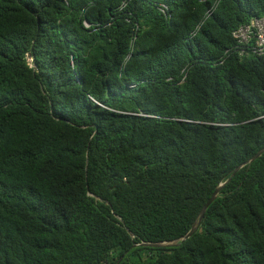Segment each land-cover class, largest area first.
Masks as SVG:
<instances>
[{
    "label": "trees",
    "instance_id": "obj_1",
    "mask_svg": "<svg viewBox=\"0 0 264 264\" xmlns=\"http://www.w3.org/2000/svg\"><path fill=\"white\" fill-rule=\"evenodd\" d=\"M260 16L0 0V264H264V152L231 177L264 148V55L232 36Z\"/></svg>",
    "mask_w": 264,
    "mask_h": 264
},
{
    "label": "built area",
    "instance_id": "obj_2",
    "mask_svg": "<svg viewBox=\"0 0 264 264\" xmlns=\"http://www.w3.org/2000/svg\"><path fill=\"white\" fill-rule=\"evenodd\" d=\"M232 36L241 45L242 54L247 49L256 55H264V16L251 18L241 24L232 32Z\"/></svg>",
    "mask_w": 264,
    "mask_h": 264
},
{
    "label": "water",
    "instance_id": "obj_3",
    "mask_svg": "<svg viewBox=\"0 0 264 264\" xmlns=\"http://www.w3.org/2000/svg\"><path fill=\"white\" fill-rule=\"evenodd\" d=\"M29 57V56H28ZM264 152V148H262L261 150H259L256 154H254L248 161H246L245 163H243L242 165L238 166L235 168V170L233 171V173L231 174V177L243 166L255 161L257 158H259L262 153ZM230 177V178H231ZM230 178L226 181L229 182ZM225 183L221 184L215 191L214 193L211 195V197L206 201V203L204 204V206L202 207V209L200 210L199 216L197 218V220L193 223L191 229L181 238L176 239L172 242H161V243H149V244H144L147 246H151V247H156V248H161V247H174L179 245V243L187 240L188 238H190L198 229L204 214L207 210V208L213 203V201L216 199V197L219 194V191L221 189V187L224 185Z\"/></svg>",
    "mask_w": 264,
    "mask_h": 264
},
{
    "label": "rangeland",
    "instance_id": "obj_4",
    "mask_svg": "<svg viewBox=\"0 0 264 264\" xmlns=\"http://www.w3.org/2000/svg\"><path fill=\"white\" fill-rule=\"evenodd\" d=\"M28 62H29L30 64L32 63V61H31L30 57H28Z\"/></svg>",
    "mask_w": 264,
    "mask_h": 264
}]
</instances>
